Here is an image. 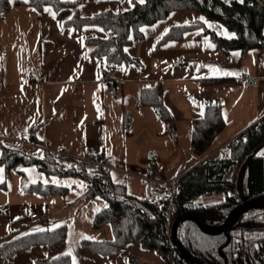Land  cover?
Wrapping results in <instances>:
<instances>
[{"label":"crops","instance_id":"1","mask_svg":"<svg viewBox=\"0 0 264 264\" xmlns=\"http://www.w3.org/2000/svg\"><path fill=\"white\" fill-rule=\"evenodd\" d=\"M133 3L85 0L73 11L92 16L104 10L124 11ZM45 9L39 12L27 2L13 3L0 18V142L5 146L16 148L18 138L33 134L37 145L29 143L23 152L37 158L47 155L44 144L72 156L99 152L112 167L113 182L124 184L136 197L149 198L155 195L154 190L141 181L147 167H157L163 188L169 189V180L197 164L229 157V143L264 117L263 49L223 54L209 34L198 36L202 29L185 32L180 41L158 45L172 26L200 19L195 11L176 10L146 26L143 37L127 47L139 62L114 64L115 73L110 76L106 75L105 58L94 56L93 46L87 43L89 38H105L108 33L97 25L75 29L53 8ZM205 21L224 37L236 35L220 22ZM244 73L256 76L257 84L244 86ZM159 81L166 90L165 102L172 115L169 122L159 119L152 106L141 104V90ZM209 104L222 106L226 125L201 157L191 149L193 119L203 115ZM262 153L264 146L258 155L264 156ZM0 169V254L7 260L0 264H49L44 244L13 255L1 246L40 232L37 229L60 226H66L65 252L70 253L71 264H136L132 258L139 264H166L157 251L137 242L129 244L125 254L119 251L114 256L83 245V240H112L114 233L110 223L94 227L96 213L108 206V201L91 197L81 175H47L35 165L10 171L0 165ZM231 175L232 169L227 177ZM31 184L54 185L58 191H37L29 188ZM216 196L219 201L225 199L224 193H211L198 197L195 203H215ZM34 212H41L44 218L31 224Z\"/></svg>","mask_w":264,"mask_h":264},{"label":"trees","instance_id":"2","mask_svg":"<svg viewBox=\"0 0 264 264\" xmlns=\"http://www.w3.org/2000/svg\"><path fill=\"white\" fill-rule=\"evenodd\" d=\"M84 1L28 0L27 4L39 12L46 7L53 8L59 17H66L68 26L75 29L81 30L87 25L102 27L108 33L107 37L89 38L87 43L93 46L92 54L105 58L108 66L138 63L139 59L132 57L127 47L136 38L143 37L141 29L167 18L176 10L195 11L204 20L172 26L160 38L158 45L180 41L185 32L202 29L198 36L209 34L223 54L236 49L245 54L256 47L264 50V0H143L142 3L134 0L133 6L127 10H104L92 16L73 11ZM24 3L23 0H15V4ZM12 5L10 0H0V18ZM206 19L220 22L233 31L235 37H224L216 29L207 27ZM224 80L212 79L213 82ZM165 94L166 90L159 81L154 86L143 88L140 99L141 104L155 109L159 119L169 122L172 115L165 102ZM225 125L222 106L207 105L203 115L193 119V153L205 156ZM0 146V165H5L7 171L35 165L47 175L78 174L87 180L91 197L101 196L108 201V206L96 213L93 225L100 228L110 223L114 238L83 240L87 249L108 256L117 255L129 244L137 242L157 251L166 264H190L182 258L173 238V224L177 218L192 211L206 225L219 227L230 211L246 199L264 198V156L258 155L264 146V117L229 143V157L205 160L177 178L180 188L171 199L165 196L156 200L136 197L127 192L124 184L113 182L109 171L92 169L86 163L59 162L49 154L37 158L1 142ZM230 169L232 175L227 177ZM20 173L23 174L22 171ZM29 188L46 193L58 191L54 185L31 184ZM211 193H224L225 199L196 208L188 207L198 197ZM176 234L187 252L206 264H264V207L243 212L228 229V235L204 231L192 219L182 221ZM39 244L48 247L46 260L49 264H71L70 255H65L66 226L32 233L1 248L6 254L13 255ZM132 260L139 264L135 258Z\"/></svg>","mask_w":264,"mask_h":264},{"label":"built area","instance_id":"3","mask_svg":"<svg viewBox=\"0 0 264 264\" xmlns=\"http://www.w3.org/2000/svg\"><path fill=\"white\" fill-rule=\"evenodd\" d=\"M106 72L108 75H113L115 73V70L112 66H108L106 69ZM242 82L244 86H253L257 84L258 78L250 73H244L242 76ZM170 130L174 134V125L170 124ZM35 144L37 145V142L33 139L31 134H27L24 137L18 138L16 140V148L23 150L28 144ZM42 148L49 154L52 158H54L56 161L59 162H68V161H75L77 163H86L88 166H90L92 169L98 170V169H105L107 171H110L112 167L109 164H106L102 158L99 152H94L88 156L79 157V156H72L70 153H68L65 150L52 148L48 145H42ZM141 181L144 185L149 187L150 189L161 192L164 191L163 188V181L159 177V170L155 166H149L147 167L144 172L141 175ZM168 184L170 185L168 196L171 197L174 192H176L180 185L177 182V179H171L168 181ZM167 192V191H166ZM199 205L195 202L192 204H189V208H196ZM44 218V215L41 212H34L30 215V223L35 224L37 222H40ZM127 251L124 249L121 250V253L125 254ZM0 262L6 263L7 260L2 257L0 254Z\"/></svg>","mask_w":264,"mask_h":264},{"label":"water","instance_id":"4","mask_svg":"<svg viewBox=\"0 0 264 264\" xmlns=\"http://www.w3.org/2000/svg\"><path fill=\"white\" fill-rule=\"evenodd\" d=\"M264 207V198H251V199H246L244 202L236 206L233 210L230 211L228 214L227 218L225 219L224 223L219 226V227H212L209 225H206L203 223L199 217L197 216L196 213L190 211L179 218H177L173 224V238L174 241L177 243L180 254L182 258H184L186 261H188L190 264H206L200 260H198L195 256H192L187 250L183 247L181 244L180 240L177 237V228L179 224L184 221L185 219H192L194 220L204 231L213 233V234H220L224 233L228 235V229L232 226V224L235 222V220L246 210L254 208V207ZM230 240V239H229ZM221 251V249H220Z\"/></svg>","mask_w":264,"mask_h":264},{"label":"snow or ice","instance_id":"5","mask_svg":"<svg viewBox=\"0 0 264 264\" xmlns=\"http://www.w3.org/2000/svg\"><path fill=\"white\" fill-rule=\"evenodd\" d=\"M10 2H12V3H15V0H10ZM23 2H28V0H23ZM140 2L142 3L143 2V0H140ZM240 2H243V0H240ZM45 11H48V12H52V10L51 9H45ZM53 14V16L55 15V13H52ZM69 19H71V17H69ZM201 20H204V18L203 17H201L200 18ZM205 23H207V21H205ZM210 27L212 26V25H209ZM142 31H143V29H141ZM234 35V34H233ZM229 38H231V36L229 37ZM210 47H214V45H209ZM233 55H235V56H238L239 55V53H233ZM227 74V73H226ZM262 154H264V153H262ZM27 171V170H26ZM3 172V169H0V173H2ZM105 207H107V205H105ZM98 211H99V209H97ZM43 229H37V231H42ZM88 239H92V237H87ZM68 254H70V253H65V255H68Z\"/></svg>","mask_w":264,"mask_h":264},{"label":"rangeland","instance_id":"6","mask_svg":"<svg viewBox=\"0 0 264 264\" xmlns=\"http://www.w3.org/2000/svg\"><path fill=\"white\" fill-rule=\"evenodd\" d=\"M167 191V192H166ZM168 191H169V189H164V191H161V192H156V191H153L154 193H155V195H152L151 197H149L151 200H156V199H158L160 196H165L166 198H169V199H171L172 198V196L171 197H169L168 196ZM216 198V199H215ZM218 196H216V197H214V200L215 201H219L218 199ZM202 201H204V200H202ZM260 207V206H259ZM254 208H257V207H254Z\"/></svg>","mask_w":264,"mask_h":264}]
</instances>
